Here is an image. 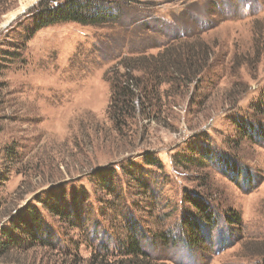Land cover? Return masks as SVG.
I'll return each instance as SVG.
<instances>
[{"label":"rangeland","instance_id":"374dc122","mask_svg":"<svg viewBox=\"0 0 264 264\" xmlns=\"http://www.w3.org/2000/svg\"><path fill=\"white\" fill-rule=\"evenodd\" d=\"M56 1L64 0H0V93L15 105L0 115V231L29 202L57 244L31 254L35 264H91L136 228L146 251L171 264H264L251 255L264 248V140L237 127L240 118L263 119L250 115L264 108V0H98L105 10L117 4L120 17L29 35L34 15ZM187 41L212 54L211 74L197 85L170 76L152 108L114 123L108 109L122 59L163 48L176 54ZM205 149L216 160L205 161ZM193 154L206 168L176 165ZM224 162L237 167L238 183ZM60 189L74 208L71 221L34 201ZM187 194L209 197L218 217L199 248L181 232L192 210ZM232 213L242 231L226 223ZM165 232L171 246L154 245Z\"/></svg>","mask_w":264,"mask_h":264},{"label":"trees","instance_id":"16d2710c","mask_svg":"<svg viewBox=\"0 0 264 264\" xmlns=\"http://www.w3.org/2000/svg\"><path fill=\"white\" fill-rule=\"evenodd\" d=\"M57 5L44 6L33 17L32 28L29 30V35L35 36L40 31L62 24L74 23L83 27H103L107 23L115 22L119 18L121 8L112 2V9L105 10L98 0H64L62 3L57 2ZM114 5V6H113ZM42 6V5H41ZM252 16H256L253 12ZM179 39V38H176ZM197 37L193 39L194 41ZM182 44H180L181 46ZM193 44L189 41L184 42L180 50L174 52L176 54H168L167 48H163L157 55L138 56L137 58H123L122 67L125 73L114 75V82L111 87V102L108 113L114 123L119 124L127 118H134L135 115L144 110L146 107L152 108L154 102L160 101L159 89L163 85H167V78L172 76L170 82L187 83L189 85H197L198 81H202V75L208 72L211 74L212 67L210 60L212 54L208 56L207 50L204 53L199 49H194ZM206 53V54H205ZM210 66V67H209ZM144 73L143 79L135 78L134 74ZM207 76V75H206ZM205 76V77H206ZM214 84H212L213 86ZM2 89V88H1ZM9 95V94H8ZM12 100L7 99L0 93V115L8 113L15 109V105L11 104ZM19 104V100H17ZM264 105L263 102H261ZM253 107L251 117L260 121H246L243 118H238L237 127L245 138L257 142L264 140V108ZM200 152L205 156V161L211 156V152ZM206 152V153H204ZM10 149L6 152L8 159H14ZM193 154L192 156L181 157L175 163L179 167L188 170L189 167L206 168L205 161L201 156ZM19 159V157H18ZM223 162V161H222ZM147 165L156 166L162 169L161 164L155 162L151 158L146 159ZM227 164V162H224ZM231 170L228 171L227 177L232 179L236 184L240 176L237 173V167L233 164L228 165ZM238 179H237V176ZM235 176V178H233ZM202 187V186H200ZM60 189L59 194L48 193L47 199L42 201L36 195L34 201L41 204L45 210L52 216L60 219L73 220L75 211L72 206L66 201L65 195ZM205 195L192 197L187 194L185 201L191 205V214L182 217L183 234L187 237L189 247L199 248L198 245L204 241L201 239V234L204 229L211 228L218 222V217L214 214L215 208L211 207L210 198H205ZM75 200H73V203ZM67 211V212H66ZM11 215L8 212L4 218ZM226 223L229 226L238 227L242 231L243 222L241 217L232 213ZM1 219V217H0ZM9 229L2 228L0 231V264H28L31 260L35 261L33 255L38 251H57L55 235L48 229V226L42 215L35 206H31L28 202L22 212L16 216H12L7 221ZM134 226H138L135 225ZM205 227V228H204ZM137 232H129L124 240H120L114 253L110 254L109 248H103L105 255H99L91 260V264H171L170 260L162 258L158 254H153L146 251L143 244L142 228H136ZM188 237L191 241H188ZM158 241L152 243L156 246L168 248L171 246L173 239L163 234H158ZM249 241V239L247 240ZM161 243V244H160ZM102 251V252H103ZM243 251H246L244 247ZM248 252V251H247ZM213 253V251H212ZM251 255H256L264 261V248L258 247ZM255 257V256H254ZM30 264H35L30 262Z\"/></svg>","mask_w":264,"mask_h":264},{"label":"bare ground","instance_id":"6f19581e","mask_svg":"<svg viewBox=\"0 0 264 264\" xmlns=\"http://www.w3.org/2000/svg\"><path fill=\"white\" fill-rule=\"evenodd\" d=\"M23 10H25L24 7H23L22 11H23ZM22 11H21V12H22Z\"/></svg>","mask_w":264,"mask_h":264}]
</instances>
